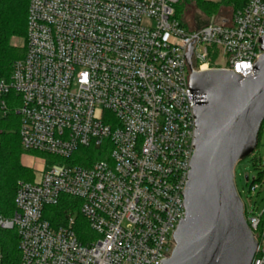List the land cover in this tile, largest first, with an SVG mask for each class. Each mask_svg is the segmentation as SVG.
<instances>
[{
	"label": "built area",
	"instance_id": "1",
	"mask_svg": "<svg viewBox=\"0 0 264 264\" xmlns=\"http://www.w3.org/2000/svg\"><path fill=\"white\" fill-rule=\"evenodd\" d=\"M176 1L28 0L24 54L0 74V118L14 114L21 149L53 163L19 181L13 214H0V232H16L13 264L170 257L185 216L193 108L203 100L188 84V47L194 69L246 77L264 37V0H245L194 29L174 16ZM82 148L105 153L88 165L71 162ZM257 187L249 185L250 195ZM61 195L80 205L56 225L45 210ZM239 199L256 241L250 264H264V208L256 213L250 198ZM77 213L92 232L85 242L72 227Z\"/></svg>",
	"mask_w": 264,
	"mask_h": 264
},
{
	"label": "water",
	"instance_id": "2",
	"mask_svg": "<svg viewBox=\"0 0 264 264\" xmlns=\"http://www.w3.org/2000/svg\"><path fill=\"white\" fill-rule=\"evenodd\" d=\"M261 44L255 71L246 77L194 69L188 47V84L203 100L193 108L196 129L183 192L185 216L173 233L170 257L160 264L251 263L256 241L243 217L233 170L254 151L264 120V37Z\"/></svg>",
	"mask_w": 264,
	"mask_h": 264
},
{
	"label": "trees",
	"instance_id": "3",
	"mask_svg": "<svg viewBox=\"0 0 264 264\" xmlns=\"http://www.w3.org/2000/svg\"><path fill=\"white\" fill-rule=\"evenodd\" d=\"M206 14L215 13L222 6L232 10L240 8L245 0H177L174 4V16L185 27L182 20L183 8L191 5ZM28 0H0V74L7 76L14 60L24 54V43L26 37V16ZM188 29V28H187ZM12 38H22V46L12 45ZM264 126L261 123L260 132ZM74 154L71 162L79 165H88L90 159L97 158L92 149H79ZM22 149L18 136V118L10 113L5 118H0V214L12 215L14 212V195L19 181H31L32 170L20 162ZM99 158V157H98ZM80 199L68 195H61L55 205L48 206L50 221L61 225L66 221L67 215L78 211ZM77 237L81 242L87 241L92 232L88 228L86 220L77 213L72 225ZM0 246L3 253L4 264H13L17 258V238L14 230L0 232Z\"/></svg>",
	"mask_w": 264,
	"mask_h": 264
},
{
	"label": "rangeland",
	"instance_id": "4",
	"mask_svg": "<svg viewBox=\"0 0 264 264\" xmlns=\"http://www.w3.org/2000/svg\"><path fill=\"white\" fill-rule=\"evenodd\" d=\"M217 1L224 2V0ZM193 4L194 1H191V5L185 6L181 16L188 29L200 27L211 20H219L222 16H228L233 11L227 6H222L217 12L206 14L195 8ZM11 43L16 47H20L22 46L23 39L12 38ZM216 59L221 61L219 57ZM93 152L97 158L102 157L105 153L103 148L102 150L97 149ZM52 159V156L40 152H24L22 150L20 154L21 164L32 170V179L45 168H48L53 163ZM233 172L235 189L241 199L245 200L246 197L250 198L252 204L254 203L256 205V213L260 212L264 208V126L260 132L254 151L250 155L239 160L235 164ZM245 175L248 176V180H245ZM251 183H255L258 186L252 195H250L248 191V187ZM45 215L49 216L48 208L45 210Z\"/></svg>",
	"mask_w": 264,
	"mask_h": 264
}]
</instances>
